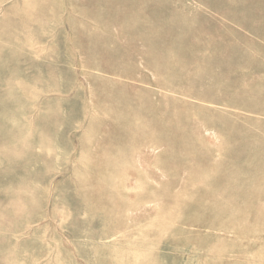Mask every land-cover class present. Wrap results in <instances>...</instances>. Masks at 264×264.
Wrapping results in <instances>:
<instances>
[{
    "label": "rangeland",
    "instance_id": "374dc122",
    "mask_svg": "<svg viewBox=\"0 0 264 264\" xmlns=\"http://www.w3.org/2000/svg\"><path fill=\"white\" fill-rule=\"evenodd\" d=\"M0 264H264V0H0Z\"/></svg>",
    "mask_w": 264,
    "mask_h": 264
}]
</instances>
